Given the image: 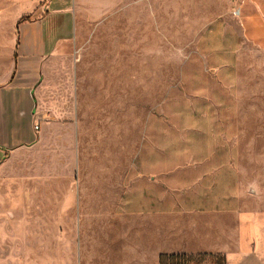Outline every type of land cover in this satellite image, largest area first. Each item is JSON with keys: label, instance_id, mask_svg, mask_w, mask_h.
<instances>
[{"label": "rangeland", "instance_id": "1", "mask_svg": "<svg viewBox=\"0 0 264 264\" xmlns=\"http://www.w3.org/2000/svg\"><path fill=\"white\" fill-rule=\"evenodd\" d=\"M237 2L52 0L35 39L31 6L0 0V264L127 259V232L113 230L130 222L114 216V197L141 142L138 120L158 113L212 24L234 26ZM243 47L232 165L264 238V53Z\"/></svg>", "mask_w": 264, "mask_h": 264}, {"label": "crops", "instance_id": "2", "mask_svg": "<svg viewBox=\"0 0 264 264\" xmlns=\"http://www.w3.org/2000/svg\"><path fill=\"white\" fill-rule=\"evenodd\" d=\"M24 1L33 11L36 39V14L52 0ZM236 12L233 27L218 21L198 41L158 113L138 120L141 142L114 197V216L130 222L113 230L129 238L122 264L205 254L225 264H264V238L255 216L243 209L231 145L243 46L264 53V0H238Z\"/></svg>", "mask_w": 264, "mask_h": 264}, {"label": "trees", "instance_id": "3", "mask_svg": "<svg viewBox=\"0 0 264 264\" xmlns=\"http://www.w3.org/2000/svg\"><path fill=\"white\" fill-rule=\"evenodd\" d=\"M175 257H178V256H174V255H172V256H166V255H161L160 257H159V264H163L164 263V260H166V259H173V258H175ZM179 257H186V256H179ZM219 257V259H220V261H221V263L222 264H225V260H224V258H222V257H220V256H218Z\"/></svg>", "mask_w": 264, "mask_h": 264}, {"label": "built area", "instance_id": "4", "mask_svg": "<svg viewBox=\"0 0 264 264\" xmlns=\"http://www.w3.org/2000/svg\"><path fill=\"white\" fill-rule=\"evenodd\" d=\"M235 14H237V12H236ZM35 129L37 130V129H38V127L36 126V127H35Z\"/></svg>", "mask_w": 264, "mask_h": 264}]
</instances>
